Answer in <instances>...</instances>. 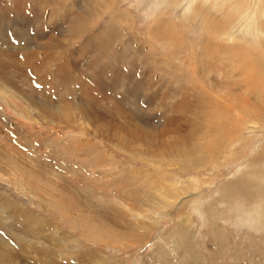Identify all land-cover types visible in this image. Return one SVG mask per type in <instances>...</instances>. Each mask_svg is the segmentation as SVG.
<instances>
[{"label":"rangeland","instance_id":"rangeland-1","mask_svg":"<svg viewBox=\"0 0 264 264\" xmlns=\"http://www.w3.org/2000/svg\"><path fill=\"white\" fill-rule=\"evenodd\" d=\"M116 2L121 11L134 19L135 32L143 41L149 38L154 10H166L163 5L156 7L157 0ZM210 10L217 13L215 8ZM166 13L180 29L181 34L178 33L186 49L176 51L169 41L157 40L153 44L154 54L175 52L174 64L188 72L191 56L187 48L194 49L204 37L194 29L188 31L175 12L168 9ZM105 23L103 15L86 36L93 35ZM84 38L80 37L71 51ZM126 38L113 43L102 64L117 57ZM82 59L81 63H85ZM260 66L264 69V56ZM22 68L13 75L10 70L9 76L21 80L18 85L22 94L32 99L29 102L22 97V105L29 107L30 119L36 118L24 119L18 108L0 101V196L67 233L71 239H60L45 231L44 235L50 234L52 239L58 237L59 246L53 247L50 239L26 237L18 228L10 231L3 223L10 219L0 213V235L8 238L9 244L51 249L55 258L66 255L69 264H264V159L253 161L264 150L263 126L257 125L251 133V119L247 117L242 122L244 127L239 126L242 131L238 130L235 142L224 143L217 151H212L217 138L207 132L189 137L186 142L173 143L174 136L185 133L183 127L177 132L174 128L163 132L159 145L140 141L142 146L120 149L79 121L48 125L40 116L42 110L37 109V96L28 93L31 87L21 76L25 73ZM95 68L86 72L93 74ZM157 68L153 74H164ZM215 74L212 75L217 79L222 78ZM228 76L231 81V74ZM200 82H204L202 77L184 80L193 85ZM165 83L160 86L165 93L168 85H177L176 79L167 78ZM205 85L203 88L211 90V85ZM196 89L201 91L200 87ZM226 90L227 85L215 92ZM153 92L149 105L143 96L139 97L138 121L154 127H161L165 120L178 119L177 124H181L180 112L173 113L168 108L175 106L180 97ZM53 97L57 100L59 96ZM248 98L260 109L264 92ZM258 117L260 122L264 121V114L258 113ZM236 120L241 122L240 117ZM202 137L208 142L205 152L212 154L210 158L202 159L201 154L206 153L190 147ZM240 139L246 141L241 144ZM83 251L88 252L87 256L75 255ZM30 254V258L35 256L34 252Z\"/></svg>","mask_w":264,"mask_h":264},{"label":"bare ground","instance_id":"bare-ground-1","mask_svg":"<svg viewBox=\"0 0 264 264\" xmlns=\"http://www.w3.org/2000/svg\"><path fill=\"white\" fill-rule=\"evenodd\" d=\"M155 5H163L166 10L163 13L154 10L150 19L153 26L148 29L150 35L147 34L149 38L143 41L135 32L134 19L128 12L120 10L116 0H0V101L10 108H18L22 118L35 120L36 117L30 119L28 116L29 107L23 106L22 97L29 102L32 99L22 94L18 85L21 80L15 81L9 76L10 70L13 75L23 67L25 73L21 76L31 87L28 93L37 96V109L42 110L40 116L48 125L79 121L87 129L90 127L93 134L128 150L140 141L156 145L160 139L161 144L163 132L183 127L185 133L177 138L174 136L173 143L186 142L189 137L207 132L217 138V145L212 147V151H217L222 144L235 142L239 126L247 117L251 119L248 127L251 133L259 124L264 127V121L260 122L258 117V113L264 114V103L256 109L248 98L259 91L264 92V69L260 66V58L264 56V0H157ZM210 8L217 9V13ZM168 9L178 15L188 31L194 29L204 37L194 49L187 48L191 56L188 72L174 64L172 55L175 52L164 56L154 54L153 44L157 40L169 41L176 51L186 47L179 35L180 29L166 13ZM103 15L106 23L93 35L86 36ZM82 36H85L84 41L71 51ZM121 37H127L122 51L110 62L102 64L113 43ZM82 58L85 63H81ZM157 67L164 74H153ZM91 68L96 70L89 75L86 71ZM215 72L222 78L217 79ZM229 73L231 81L227 79ZM198 77L205 82H200L203 86L184 83V80L192 81ZM167 78L176 79L177 85L167 84V93L161 92L160 86H164ZM206 83L211 85V90L203 88ZM226 85L228 91L215 92L226 89ZM199 87L201 91L197 92ZM154 90L159 96L180 97L175 106L168 108L173 113L180 112L181 124L174 119L154 127L138 121L139 97L143 96L149 105ZM53 95L59 96L58 99L55 100ZM39 96L43 99L39 100ZM239 117L241 122L236 120ZM199 139L190 147L205 154L208 142L203 137ZM211 156L210 153L201 154L202 159ZM263 159L264 150L253 161L262 162ZM17 207L0 196V213L10 219L3 222V226L10 231L18 228L17 231L26 237L34 236L39 241L50 239L56 248L58 237L71 239L67 233ZM45 231L58 237L52 239L50 234L44 235ZM8 242V238L0 235V264H69L66 255L55 258L51 249ZM31 252L35 256L30 258ZM87 253L75 252V255L87 256Z\"/></svg>","mask_w":264,"mask_h":264}]
</instances>
